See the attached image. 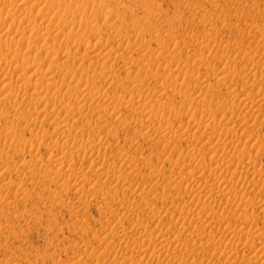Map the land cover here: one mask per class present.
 Wrapping results in <instances>:
<instances>
[{"label":"rangeland","instance_id":"rangeland-1","mask_svg":"<svg viewBox=\"0 0 264 264\" xmlns=\"http://www.w3.org/2000/svg\"><path fill=\"white\" fill-rule=\"evenodd\" d=\"M0 32V264H264V0H0Z\"/></svg>","mask_w":264,"mask_h":264},{"label":"bare ground","instance_id":"bare-ground-1","mask_svg":"<svg viewBox=\"0 0 264 264\" xmlns=\"http://www.w3.org/2000/svg\"><path fill=\"white\" fill-rule=\"evenodd\" d=\"M40 1H43V0H40ZM45 2H47V0H45ZM41 3H42V2H41ZM45 4H46V3H44V5H45ZM44 5H43L42 7H45ZM47 5H48L47 7L49 8V4H47ZM68 7H69V6H68ZM71 7H72V6H71ZM43 10H44V9H43ZM62 10H63V9H62ZM69 12H70V11H69ZM41 15H42V14H41ZM76 23H77V22H76ZM66 26H67V25H66ZM62 27H64V26H62ZM62 27H61V28H62ZM54 29H56V27H55ZM54 29H52V30L54 31ZM64 29H65V28H64ZM62 30H63V28H62ZM62 30H61V32H62ZM58 31H59V28H58ZM58 31H56V33H58ZM1 32H2V31H1ZM1 32H0V33H1ZM5 33H6V32H5ZM62 33H64V32H62ZM7 34H8V33H7ZM46 34H48V32H47ZM49 34H50V33H49ZM51 34H52V32H51ZM54 34H55V33H54ZM58 34H59V33H58ZM58 34H56V35H58ZM52 35H53V34H52ZM60 35H61V34H60ZM71 35H72V34H71ZM68 36H69V35H68ZM2 37H4V36H2ZM44 37H45V36H44ZM44 37L42 36V38H44ZM0 38H1V36H0ZM5 38H6V37H5ZM7 38H8V37H7ZM30 38L33 39V36H31ZM30 38H29V39H30ZM29 39H28V40H29ZM10 40H11V39H10ZM26 40H27V39H26ZM1 41H2V38H1ZM6 41H7V40H6ZM75 41H76V40H71V41H70V42H72V44H71L72 46L75 45V44L77 45V42H75ZM2 42L4 43V40H3ZM7 42H9V41H7ZM7 42H5V43H7ZM19 42H20V41H19ZM29 42H30V41H29ZM8 44H9V43H8ZM78 44H79V43H78ZM20 45H21V43H20ZM71 45H70V46H71ZM76 45H75V46H76ZM80 45H81V44H80ZM7 46H8V45H7ZM77 46H78V45H77ZM77 46H76V47H77ZM86 48H87V47H86ZM91 48H92V47H91ZM91 48H90V50H91V52H92V49H91ZM56 49H57V48H56ZM260 49H261V48H260ZM28 50H29V49H28ZM83 50H84V49H83ZM87 50H88V49H87ZM93 50H94V49H93ZM29 51H30V50H29ZM85 51H86V49L84 50V52H85ZM91 52H87V53H91ZM51 55H52V54H51ZM15 57H16V56H15ZM55 57H56V55H55ZM55 59H56V58H55ZM3 61H4V60H2V62H3ZM61 61H62V60H60V62H61ZM58 62H59V61H58ZM53 72H54V71H53ZM224 75H225V74H224ZM263 76H264V75H263ZM54 77H55V76H54ZM48 78H49V77H48ZM48 78H47V79H48ZM262 78H263V77H262ZM50 79H51V78H50ZM249 79H250V78H249ZM249 79H248V80H249ZM263 79H264V78H263ZM51 80H52V79H51ZM244 81H245V80H244ZM10 82H12V81H10ZM10 82H7V81H6V82L4 83V87H5V88H9V87H11L13 82H12V83H10ZM23 83H24V82H23ZM242 83H243V82H242ZM13 84H14V83H13ZM51 84H52V83H51ZM244 84H246V83H244ZM19 86H20V85H19ZM19 86H18V89H19ZM47 86H48V83H47ZM0 87H1V86H0ZM12 87H13V86H12ZM13 88H14V87H13ZM20 88H21V87H20ZM85 89H86V87H85ZM16 90H17V89H16ZM18 91H19V90H18ZM86 93H87V92H86ZM90 93H92V92H90ZM66 94H67V93H66ZM70 94H71V93H70ZM88 94H89V93H88ZM68 95H69V94H68ZM68 95H67L66 97H68ZM91 95H92V94H91ZM77 96H78V95H77ZM47 97H48V96H47ZM63 97H64V96H63ZM75 97H76V96H75ZM48 99L50 100V99H52V97H51V98H47L46 100H48ZM54 99H56V98H54ZM70 99H71V98H70ZM38 100H39V99H38ZM42 100H44V99H42ZM42 100H41V101H42ZM46 100H44V101H46ZM60 100H61V99H60ZM63 100H64V99H63ZM56 101H58V100L56 99ZM56 101L52 100L51 102H48V103H49V104L52 103V104L54 105V104H56ZM64 101H65V100H64ZM31 102H32V101H30V103H31ZM39 102H40V100H39ZM39 102H37V103H39ZM58 102H59V101H58ZM58 102H57L56 105H58ZM263 102H264V101H263ZM28 103H29V102H28ZM49 104H48V105H49ZM260 104H261V103H260ZM34 105H35V104H34ZM43 105H44V104H43ZM263 105H264V104H263ZM263 105H262V106H263ZM35 106H36V105H35ZM40 106H41V105H40ZM45 106H46V105H45ZM260 106H261V105H260ZM31 107H32V106H31ZM43 107H44V106H43ZM43 107H42V109L45 110V108H43ZM54 107H56V106H54ZM66 107H67V104H66ZM154 108H155V107H154ZM260 108H261V107H260ZM262 108H263V107H262ZM60 109H61V108H60ZM62 109H63V108H62ZM68 109H69V108H68ZM68 109H67V110H68ZM71 109H72V108H71ZM46 110H47V108H46ZM74 110H75V109H74ZM257 110H258V109H257ZM257 110H256V111H257ZM48 112H49V111H48ZM48 112H47V114H48ZM50 112H51V111H50ZM251 113H254V111L251 112ZM38 114H39V113H38ZM40 114H41V113H40ZM44 114H45V113H44ZM51 114H52V113H51ZM45 115H46V114H45ZM48 115H49V114H48ZM238 115H239V114H238ZM246 115H247V114H246ZM43 116H44V115H43ZM169 128H170V127H169ZM207 130H208V129H207ZM169 131H171V130H169ZM62 132H63V135H64V134H65L64 131H62ZM65 132H66V131H65ZM59 134H60V133H59ZM59 134H58V136H59ZM61 134H62V133H61ZM241 134H242V133H241ZM65 136H66V135H65ZM60 137H62V136H60ZM61 139H62V138H61ZM58 140H59V139H58ZM233 140H234V139H233ZM235 142H237V141H235ZM207 143H208V142H207ZM229 143L232 144V145L234 144V142H233V141H230V140H229ZM74 144H75V146L72 145L71 147H74V148L77 147V144H76V143H74ZM99 144H100V143H99ZM99 144H97V145H99ZM205 144H206V143H205ZM238 144H239V143H237V145H238ZM93 145H94V144H93ZM207 145L209 146V148H210L212 151H213L215 148H217V146H219L218 144H216V143H212V142L210 143V145H209V144H207ZM207 145H206V146H207ZM235 145H236V144H235ZM90 146H91V145H90ZM97 148H98V147H97ZM209 148H208V149H209ZM219 148H220V146H219ZM76 149H77V148H76ZM76 149H75V150H76ZM98 149H99V148H98ZM77 150L80 151V149H77ZM82 151H83V150H82ZM83 154H84V153H83ZM257 154H258V152H257ZM84 155H85V154H84ZM213 156H214V155H213ZM256 156H257V155H256ZM232 159H233V158H232ZM232 159H230V160H232ZM250 160H251V159H250ZM250 160H249V161H250ZM252 160H253V158H252ZM254 160H255V159H254ZM234 161H235V160H234ZM237 162H238V161H237ZM230 163H231V162H230ZM256 163H257V162H256ZM232 164H233V163H232ZM237 164H238V163H237ZM241 164H242V163H241ZM253 165H254L253 162H248L247 165H246V171H250V170H252V169H253ZM231 166H232V165H231ZM244 166H245V165H244ZM236 167H237V166H235V168H236ZM242 168H243V167H242ZM228 169H229V168H228ZM243 170H244V169H243ZM236 172H237V171H236ZM238 172H239V171H238ZM238 172H237V173H238ZM237 173H236V174H237ZM253 173H254V172H253ZM219 174H220V173H219ZM255 174H256V173H255ZM243 175H244V174H243ZM221 176H222V174H221ZM220 178H221V177H220ZM212 179H213V178H212ZM214 179H216L215 181H218V182L221 181V180L219 179L218 176H216V178L214 177ZM219 180H220V181H219ZM225 180H226V179H225ZM202 182H203V181H201V183H202ZM218 182H217V183H218ZM223 182H224V181H223ZM256 182H257V181H256ZM262 182H263V181H262ZM217 183H216V184H217ZM82 184H83V183H82ZM82 184H81V185H82ZM198 184H199V183H198ZM254 185H255V184H254ZM261 185H262V183H261ZM76 186H77V184H76ZM199 186H200V185H199ZM215 186H216V185H215ZM235 187H236V186H235ZM260 187H261V186H260ZM80 188H81V187H80ZM80 188L77 187V190L80 189ZM221 188H222V186H221ZM229 188H230V187H229ZM81 189H82V188H81ZM223 189H224V188H223ZM227 189H228V188H227ZM233 189H234V188H233ZM233 189L230 190V191L227 190V191H229L228 193H227V191H226V192H223V195L225 194V195H229V196L231 195V196H232L233 193H234L235 195H237L236 190L234 191ZM243 189H244V188H243ZM82 190H83V189H82ZM241 190H242V189H241ZM248 190H249V189H248ZM248 190H247V191H248ZM219 191H220V190H219ZM211 193H212V192H211ZM225 195H224V196H225ZM235 195H234V196H235ZM224 196H223V197H224ZM213 198H214V197H213ZM236 198H238V195H237ZM240 199H242V198H240ZM209 200H210V199H209ZM244 200H245V199H244ZM247 202H248V201H247ZM211 203H212V202H211ZM211 203H210V204H211ZM207 204H208V203H207ZM212 204H213V203H212ZM212 204H211V205H212ZM198 205H199V204H198ZM205 206H206V205H204V207H205ZM197 207H198V206H196V208H197ZM206 207H207V206H206ZM199 208H200V206H199ZM207 208H208V207H207ZM188 209H189V208H188ZM202 209H203V208H202ZM205 209H206V208H205ZM209 209H210V208H209ZM185 211H186V210H185ZM187 211H188V210H187ZM190 212H191V210H190ZM200 212H201V211H200ZM215 214H216V213H215ZM185 215H186V214H185ZM208 215H209V214H208ZM210 215H211V214H210ZM216 217H217V216H216ZM188 218H189V216H188ZM241 219H242V218H241ZM208 220H209V219H208ZM208 220H207V221H208ZM246 220H247V219H246ZM246 220H245V221H246ZM203 221H204V220H203ZM247 221H248V220H247ZM201 222H202V221H201ZM209 222H210V221H209ZM198 223H199V222H198ZM203 225H204V224H203ZM201 226H202V225H201ZM201 226H200V227H201ZM203 227H204V226H203ZM203 227H202V228H203ZM197 228H199V227H197ZM227 228H228V227H227ZM229 228H231V227H229ZM203 229H204V228H203ZM205 229H206V228H205ZM231 230H232V229H231ZM226 231H227V230H226ZM221 233H222V232H221ZM228 233H229V232H228ZM107 234H110V233H107ZM107 234H105V235H107ZM207 234H208V233H207ZM203 235H204V234H203ZM230 236H231V235H230ZM106 237H107V236H106ZM108 237H109V236H108ZM229 241H230V240H229ZM240 243H241V242H240ZM234 244H235V243H234ZM241 244H242V243H241ZM250 244H252V243H249V245H250ZM253 244H254V243H253ZM229 245H230V244H229ZM260 245H261V244H260ZM253 246H254V245H253ZM234 247H235V246H234ZM129 250H130V249H129ZM258 252H259V251H258ZM252 254H254V253H252ZM259 254H260V253H259ZM263 254H264V253H263ZM263 254L261 253V255H263ZM225 256H226V255H225ZM254 256H255V255H254ZM263 256H264V255H263ZM227 257H228V256H227ZM255 257H256V256H255ZM258 258H263V257H261V256L258 255V256H257V259H258ZM228 260H230V259H228ZM261 260H262V259H261ZM223 261H224V260H223ZM233 262H234V261H233ZM226 263H227V262H226Z\"/></svg>","mask_w":264,"mask_h":264}]
</instances>
